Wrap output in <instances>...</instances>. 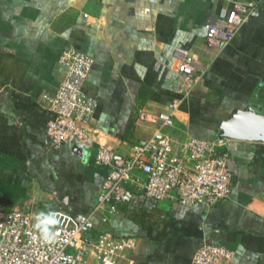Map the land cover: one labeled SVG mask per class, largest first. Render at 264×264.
<instances>
[{
	"label": "crops",
	"instance_id": "obj_1",
	"mask_svg": "<svg viewBox=\"0 0 264 264\" xmlns=\"http://www.w3.org/2000/svg\"><path fill=\"white\" fill-rule=\"evenodd\" d=\"M238 1L257 10L209 58L207 25ZM68 48L94 60L84 91L96 103L95 144L84 156L52 148L45 134ZM177 48L196 55L202 74L167 129L173 138L216 137L218 121L248 104L264 112V0H0V204L33 199L36 211L92 215L106 175L98 145L127 155L149 137L153 126L137 122V109L154 114L179 99ZM227 152L228 199L182 206L137 194L107 221L93 214L94 231L136 238L121 264H191L208 238L232 251L221 264H264V143L229 139Z\"/></svg>",
	"mask_w": 264,
	"mask_h": 264
},
{
	"label": "built area",
	"instance_id": "obj_2",
	"mask_svg": "<svg viewBox=\"0 0 264 264\" xmlns=\"http://www.w3.org/2000/svg\"><path fill=\"white\" fill-rule=\"evenodd\" d=\"M256 10L253 1L222 6L216 19L207 25L203 40L206 55L215 57ZM173 58L181 73L179 99L154 114L137 109V122L153 126L149 137L134 143L127 155L105 145L97 147L95 163L105 168L106 175L100 182L92 215L100 213L103 221L137 194L154 201L205 207L230 197L229 139H176L167 132L202 74L195 68V54L177 48ZM59 62L66 73L50 101L52 118L45 127L46 138L52 148L74 146L84 156L95 144L91 119L96 103L84 91L94 60L68 48ZM36 209L33 199L10 207L0 204V264H88L89 256L97 264H121L135 250V237L95 232L92 215L72 214L67 209ZM40 212L50 215L55 223L39 225ZM231 258V250L208 238L197 246L191 264H221Z\"/></svg>",
	"mask_w": 264,
	"mask_h": 264
},
{
	"label": "water",
	"instance_id": "obj_3",
	"mask_svg": "<svg viewBox=\"0 0 264 264\" xmlns=\"http://www.w3.org/2000/svg\"><path fill=\"white\" fill-rule=\"evenodd\" d=\"M216 137L264 143V112L248 104L233 109L216 125Z\"/></svg>",
	"mask_w": 264,
	"mask_h": 264
},
{
	"label": "clouds",
	"instance_id": "obj_4",
	"mask_svg": "<svg viewBox=\"0 0 264 264\" xmlns=\"http://www.w3.org/2000/svg\"><path fill=\"white\" fill-rule=\"evenodd\" d=\"M38 219H40L41 226L44 227H46L49 224L55 223V220L50 215H47L44 212L39 213Z\"/></svg>",
	"mask_w": 264,
	"mask_h": 264
}]
</instances>
